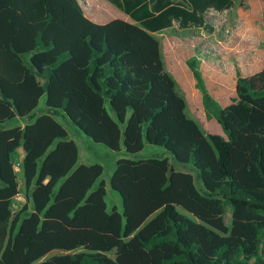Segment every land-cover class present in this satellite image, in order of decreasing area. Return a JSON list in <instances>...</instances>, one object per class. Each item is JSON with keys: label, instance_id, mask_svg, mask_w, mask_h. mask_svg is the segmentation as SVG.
Here are the masks:
<instances>
[{"label": "trees", "instance_id": "16d2710c", "mask_svg": "<svg viewBox=\"0 0 264 264\" xmlns=\"http://www.w3.org/2000/svg\"><path fill=\"white\" fill-rule=\"evenodd\" d=\"M113 2L135 23H97L80 0H0V264H264V68L238 69L223 107L187 62L224 132L209 134L155 35L232 0ZM59 119L114 152L148 142L172 158L120 159L123 212L109 211L104 167L79 163Z\"/></svg>", "mask_w": 264, "mask_h": 264}, {"label": "rangeland", "instance_id": "374dc122", "mask_svg": "<svg viewBox=\"0 0 264 264\" xmlns=\"http://www.w3.org/2000/svg\"><path fill=\"white\" fill-rule=\"evenodd\" d=\"M249 1H251V11L259 13L262 0H232L231 6L226 10H221V14L217 16L205 13L204 26L193 24L183 26L176 23L171 28L155 34L162 44L166 68L172 73L179 89L186 97L189 115L198 121L204 131L209 134L224 135V132L215 119L208 120L206 118L202 95L195 87V78L187 62L192 58L197 59L198 68L204 76L209 92L223 107L232 104L236 98L237 70L241 69L242 63L243 66L250 67L252 56L258 57V52L264 50V15L263 19H259L250 12ZM85 2L83 4L87 16L97 18L102 23L114 19L124 20V18L133 21L113 0H86ZM184 72H187L188 78L183 75ZM194 92H196V97H193ZM45 105L46 95L41 98L37 113L44 109ZM59 120L69 131L70 138L78 145L79 163L101 164L104 167V174L97 181L94 189L102 181L106 182V202L109 211L117 207L120 212H123L122 199L110 184L120 159L172 158L163 148L148 142L137 155L127 154L124 145H122L121 151L114 152L102 144L95 143L66 121ZM22 156L21 148L19 157L22 158ZM21 202H24L22 195L16 199V207ZM182 212L192 217L188 213ZM227 222L230 223V213L227 216ZM57 253L54 252L51 255Z\"/></svg>", "mask_w": 264, "mask_h": 264}, {"label": "crops", "instance_id": "0c3cea01", "mask_svg": "<svg viewBox=\"0 0 264 264\" xmlns=\"http://www.w3.org/2000/svg\"><path fill=\"white\" fill-rule=\"evenodd\" d=\"M82 2H85L86 0H80ZM93 1V0H91ZM263 1V0H262ZM264 2V1H263ZM262 2V7H261V11H259V13H255L253 11H251V1H249V11L252 12L253 14L256 15V17H258L259 19H263V15H264V3ZM86 5H87V2H85ZM223 10H226V9H223ZM87 15V14H86ZM129 16V15H128ZM91 20L97 22V23H102L100 22L99 20H97V18H94V17H91V16H88ZM130 17V16H129ZM125 21L127 22H131V23H135L133 22L132 20L130 19H127V18H124ZM107 23V22H105ZM258 57L257 56H252L253 57V60L250 61V64L251 66L248 67V66H243L244 64L242 63V67L240 69L241 73L244 75V76H249V75H253L257 72H259L260 70H262L264 68V50L261 51V52H258ZM185 67V65H184ZM169 71V70H168ZM170 72V71H169ZM171 73V72H170ZM172 74V73H171ZM236 82H237V75H236ZM196 93V92H195ZM23 150V149H22ZM24 157V151H23V156L22 158L20 157V159H23Z\"/></svg>", "mask_w": 264, "mask_h": 264}, {"label": "built area", "instance_id": "2783aa9c", "mask_svg": "<svg viewBox=\"0 0 264 264\" xmlns=\"http://www.w3.org/2000/svg\"><path fill=\"white\" fill-rule=\"evenodd\" d=\"M206 14L212 15V16H217L219 14H221V10L215 8V7H210L207 9V11L205 12ZM205 15V14H204ZM179 23V22H174V24ZM227 33H229V30H227ZM15 171L17 173L21 172V159H17L15 165H14ZM16 207V206H15Z\"/></svg>", "mask_w": 264, "mask_h": 264}]
</instances>
